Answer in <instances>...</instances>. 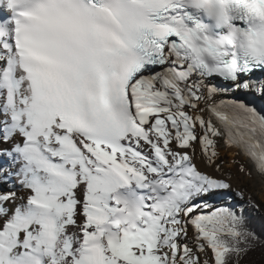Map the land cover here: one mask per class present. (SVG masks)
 Returning a JSON list of instances; mask_svg holds the SVG:
<instances>
[{
	"label": "snow or ice",
	"instance_id": "1",
	"mask_svg": "<svg viewBox=\"0 0 264 264\" xmlns=\"http://www.w3.org/2000/svg\"><path fill=\"white\" fill-rule=\"evenodd\" d=\"M229 93L264 97V0H0V264H240Z\"/></svg>",
	"mask_w": 264,
	"mask_h": 264
},
{
	"label": "rangeland",
	"instance_id": "2",
	"mask_svg": "<svg viewBox=\"0 0 264 264\" xmlns=\"http://www.w3.org/2000/svg\"><path fill=\"white\" fill-rule=\"evenodd\" d=\"M247 97L248 96H243ZM251 99V98H249ZM261 99L255 96V102H259ZM262 101V100H261ZM264 107V103H262ZM221 160L223 163V175L225 177H231V183L234 190L242 192L245 197L253 195L257 197L261 202H264V187L261 184V177L256 173L251 161L245 157L242 153H237L232 157L230 152L225 150L224 145H220ZM243 166L245 171H240V167ZM251 172L249 176L247 173ZM217 175H220L217 173ZM235 200V197H230V201ZM219 203V201H216Z\"/></svg>",
	"mask_w": 264,
	"mask_h": 264
},
{
	"label": "trees",
	"instance_id": "3",
	"mask_svg": "<svg viewBox=\"0 0 264 264\" xmlns=\"http://www.w3.org/2000/svg\"><path fill=\"white\" fill-rule=\"evenodd\" d=\"M222 200L223 198L218 201L221 202ZM225 203L226 206L235 205L237 209L242 208L247 227L260 238L254 251L244 257L240 264H262V260H264V202L253 195L249 197L243 195V199L235 197L233 201H230L229 197Z\"/></svg>",
	"mask_w": 264,
	"mask_h": 264
},
{
	"label": "bare ground",
	"instance_id": "4",
	"mask_svg": "<svg viewBox=\"0 0 264 264\" xmlns=\"http://www.w3.org/2000/svg\"><path fill=\"white\" fill-rule=\"evenodd\" d=\"M232 94L240 95V94H244V93H232ZM256 97H259V96H256ZM259 98H260V99L263 101V103H264V97H259ZM224 148H225V150H227V151L230 152V154H231L232 157L236 156L237 153H238V150L235 149V148L229 149V148H226L225 146H224ZM245 157H246V156H245ZM260 177H261V176H260ZM261 184H262L263 187H264V177H261Z\"/></svg>",
	"mask_w": 264,
	"mask_h": 264
}]
</instances>
